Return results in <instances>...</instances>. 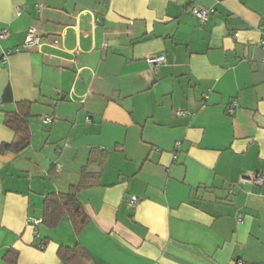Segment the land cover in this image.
<instances>
[{
	"label": "crops",
	"instance_id": "0c3cea01",
	"mask_svg": "<svg viewBox=\"0 0 264 264\" xmlns=\"http://www.w3.org/2000/svg\"><path fill=\"white\" fill-rule=\"evenodd\" d=\"M263 26L264 0H0V148L20 102L32 134L0 152V264L78 245L89 264H264V185L242 181L264 174ZM30 27L46 43L25 50ZM79 185L86 229L36 238L28 218Z\"/></svg>",
	"mask_w": 264,
	"mask_h": 264
},
{
	"label": "trees",
	"instance_id": "16d2710c",
	"mask_svg": "<svg viewBox=\"0 0 264 264\" xmlns=\"http://www.w3.org/2000/svg\"><path fill=\"white\" fill-rule=\"evenodd\" d=\"M5 99L10 100V90L5 94ZM31 117V105L28 102L17 104V110L6 116L5 124L14 131L15 140L11 144H4L0 152L18 154L25 150L32 140L29 119ZM84 186H73L67 193H52L47 196L44 203L43 224L50 229L58 226L62 218L68 217L75 234L80 235L90 224V218L86 214L79 194ZM62 264H89L91 255L80 245L75 248H60L58 252ZM11 262V264H14Z\"/></svg>",
	"mask_w": 264,
	"mask_h": 264
},
{
	"label": "built area",
	"instance_id": "2783aa9c",
	"mask_svg": "<svg viewBox=\"0 0 264 264\" xmlns=\"http://www.w3.org/2000/svg\"><path fill=\"white\" fill-rule=\"evenodd\" d=\"M191 13L199 19L200 22L206 23L209 21L211 14L213 13L212 9L203 7V6H193L191 8ZM10 37V32L8 29H3L0 31V40H7ZM46 43V38L38 31L36 27H30L28 29L26 38H25V43L23 48L25 50H32L34 48H37L41 45ZM59 40L55 39L54 40V45H58ZM260 47L264 51V26L261 28V40H260ZM148 64L152 69H157L162 65L166 64V59L164 56H158V57H152L147 60ZM207 98V97H206ZM236 105H232L228 109V113L233 114L234 113V107ZM185 112H179L178 115L182 116L184 115ZM43 122L46 125L52 124L53 119L52 117H44ZM243 182H250L251 184L257 185V186H263L264 185V174L263 173H258L254 174L249 178H244L242 179ZM129 203L131 205H137L139 203V199L135 196L131 197L129 199ZM28 225L34 227L35 230V236L36 238L40 239V232L38 230V227L43 225V219L42 218H36V217H30L28 218ZM39 249H43L45 247V244L43 241H41L38 246Z\"/></svg>",
	"mask_w": 264,
	"mask_h": 264
}]
</instances>
